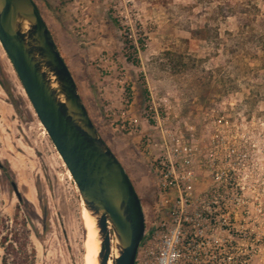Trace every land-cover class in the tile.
Returning <instances> with one entry per match:
<instances>
[{
	"label": "rangeland",
	"instance_id": "rangeland-1",
	"mask_svg": "<svg viewBox=\"0 0 264 264\" xmlns=\"http://www.w3.org/2000/svg\"><path fill=\"white\" fill-rule=\"evenodd\" d=\"M35 1L143 201V260L156 173L135 148L136 137L112 131L104 105L109 100L115 110L122 88L134 86L137 111L152 94L172 117L206 133L209 121L225 116L235 123L234 136L251 140L264 156V0ZM0 161V264L3 238L14 230L29 233L34 264H86L81 193L1 42Z\"/></svg>",
	"mask_w": 264,
	"mask_h": 264
},
{
	"label": "built area",
	"instance_id": "built-area-1",
	"mask_svg": "<svg viewBox=\"0 0 264 264\" xmlns=\"http://www.w3.org/2000/svg\"><path fill=\"white\" fill-rule=\"evenodd\" d=\"M122 90L115 110L104 105L111 129L136 137L156 173L151 246L142 260L146 229L136 264H264V156L256 144L234 136L225 116L206 133L152 94L137 111L135 87Z\"/></svg>",
	"mask_w": 264,
	"mask_h": 264
},
{
	"label": "water",
	"instance_id": "water-1",
	"mask_svg": "<svg viewBox=\"0 0 264 264\" xmlns=\"http://www.w3.org/2000/svg\"><path fill=\"white\" fill-rule=\"evenodd\" d=\"M0 42L96 220L99 264H109L113 248V264H136L146 232L143 201L93 121L35 0H0Z\"/></svg>",
	"mask_w": 264,
	"mask_h": 264
},
{
	"label": "bare ground",
	"instance_id": "bare-ground-1",
	"mask_svg": "<svg viewBox=\"0 0 264 264\" xmlns=\"http://www.w3.org/2000/svg\"><path fill=\"white\" fill-rule=\"evenodd\" d=\"M84 204V205H83ZM83 208L85 212V221H86V239H85V260L86 264H99L98 254L100 250V238L98 234V229L96 225L95 218L91 215V213L88 211V209L85 206V203L83 202ZM114 241V240H113ZM114 248L112 249V256H114L116 253H114ZM110 259L109 264H113V259Z\"/></svg>",
	"mask_w": 264,
	"mask_h": 264
},
{
	"label": "trees",
	"instance_id": "trees-1",
	"mask_svg": "<svg viewBox=\"0 0 264 264\" xmlns=\"http://www.w3.org/2000/svg\"><path fill=\"white\" fill-rule=\"evenodd\" d=\"M29 233L24 234V236L19 237V233L14 230L11 232V238L7 241V234L4 236V249L5 255L3 257V264H7L10 259H12V263L21 264L20 262H16L15 260H26L27 264H34L33 260H30V251L27 247V238Z\"/></svg>",
	"mask_w": 264,
	"mask_h": 264
}]
</instances>
